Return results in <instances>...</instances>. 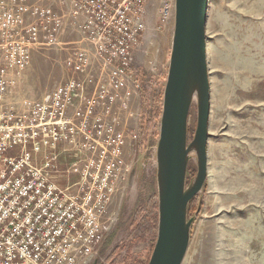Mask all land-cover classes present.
I'll list each match as a JSON object with an SVG mask.
<instances>
[{
    "label": "rangeland",
    "instance_id": "1",
    "mask_svg": "<svg viewBox=\"0 0 264 264\" xmlns=\"http://www.w3.org/2000/svg\"><path fill=\"white\" fill-rule=\"evenodd\" d=\"M116 1L125 8L116 15L118 7H110L104 23L77 11L72 0L18 1L26 12L12 37L30 46L31 63L20 74L10 73V86L0 100V113L22 117L58 86L73 81L79 87L71 92L67 119L91 103V122L101 119L111 134L124 139L108 207L111 227L78 264H146L156 243L150 236L133 240L132 233L138 204L157 195L156 150L175 0ZM17 3L0 0L10 9ZM36 9L62 15L56 45L39 47L45 37L41 33L33 42L29 29L39 21ZM206 32L211 97L207 180L188 210L192 227L183 264H264V0H209ZM3 38L0 28V43ZM196 123L194 102L189 118L194 133ZM38 149H33L37 165L38 156L57 157L55 179L61 188L82 180L85 152L75 143L64 140L50 152ZM189 166L197 173L195 155Z\"/></svg>",
    "mask_w": 264,
    "mask_h": 264
},
{
    "label": "built area",
    "instance_id": "2",
    "mask_svg": "<svg viewBox=\"0 0 264 264\" xmlns=\"http://www.w3.org/2000/svg\"><path fill=\"white\" fill-rule=\"evenodd\" d=\"M72 5L87 17H97L96 23L106 22L110 7H118L116 15L125 8L116 0H72ZM3 6L0 100L10 86V73L20 74L31 63L30 46L12 37L26 7L19 3L15 9ZM35 12L39 21L29 29L33 42L41 33L45 37L39 47L56 45L62 15L50 9ZM76 87L79 85L73 81L58 86L22 117L0 113V264H78L79 259L90 256L111 227L108 207L115 190V167L122 166L124 139L121 134H111L112 129L101 119L91 122V103L67 119ZM64 140L85 152L81 159L85 165L80 182L61 188L55 179L57 157L47 153L37 165L33 149L43 147L50 152ZM92 150H98L95 158L89 155Z\"/></svg>",
    "mask_w": 264,
    "mask_h": 264
},
{
    "label": "water",
    "instance_id": "3",
    "mask_svg": "<svg viewBox=\"0 0 264 264\" xmlns=\"http://www.w3.org/2000/svg\"><path fill=\"white\" fill-rule=\"evenodd\" d=\"M209 0H175V30L156 150L158 233L148 264H183L190 244V202L207 180L210 81L207 58ZM197 104L194 137L189 118ZM196 156L197 173L188 184Z\"/></svg>",
    "mask_w": 264,
    "mask_h": 264
},
{
    "label": "trees",
    "instance_id": "4",
    "mask_svg": "<svg viewBox=\"0 0 264 264\" xmlns=\"http://www.w3.org/2000/svg\"><path fill=\"white\" fill-rule=\"evenodd\" d=\"M192 130L190 129V126L188 128V138L189 141L193 139ZM196 174V168L189 166L188 167V178L187 182L190 183L191 179ZM191 175V177H190ZM193 201H191L189 205V211L191 212V209L193 208ZM135 220L137 223V226L134 227L132 235V239H142L146 236H150L151 239H153L154 243L157 239V233H158V222H159V215H158V197L156 194H153L149 198L143 199L140 204H138V209L135 211ZM139 218V219H138ZM148 263V262H147ZM146 263V264H147Z\"/></svg>",
    "mask_w": 264,
    "mask_h": 264
},
{
    "label": "crops",
    "instance_id": "5",
    "mask_svg": "<svg viewBox=\"0 0 264 264\" xmlns=\"http://www.w3.org/2000/svg\"><path fill=\"white\" fill-rule=\"evenodd\" d=\"M174 25H175V20H174ZM37 159H39V161H37V162H40L41 161V163H42L43 155L38 156Z\"/></svg>",
    "mask_w": 264,
    "mask_h": 264
}]
</instances>
